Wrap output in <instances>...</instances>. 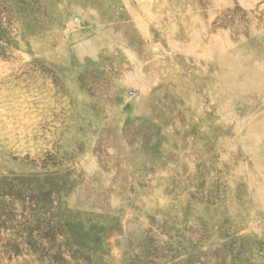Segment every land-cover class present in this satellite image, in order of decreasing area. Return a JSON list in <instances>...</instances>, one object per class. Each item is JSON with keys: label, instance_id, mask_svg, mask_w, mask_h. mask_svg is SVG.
I'll use <instances>...</instances> for the list:
<instances>
[{"label": "rangeland", "instance_id": "1", "mask_svg": "<svg viewBox=\"0 0 264 264\" xmlns=\"http://www.w3.org/2000/svg\"><path fill=\"white\" fill-rule=\"evenodd\" d=\"M0 264H264V0H0Z\"/></svg>", "mask_w": 264, "mask_h": 264}]
</instances>
